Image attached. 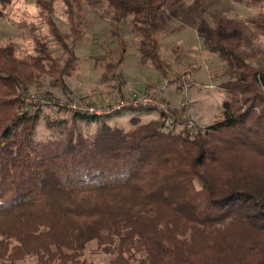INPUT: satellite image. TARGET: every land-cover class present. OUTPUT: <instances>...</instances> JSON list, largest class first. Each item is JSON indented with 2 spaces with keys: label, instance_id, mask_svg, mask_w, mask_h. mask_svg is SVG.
I'll use <instances>...</instances> for the list:
<instances>
[{
  "label": "trees",
  "instance_id": "trees-1",
  "mask_svg": "<svg viewBox=\"0 0 264 264\" xmlns=\"http://www.w3.org/2000/svg\"><path fill=\"white\" fill-rule=\"evenodd\" d=\"M61 1L67 34L55 25L51 5L36 3L65 55L62 63L44 44L29 60L0 47V264H87L90 243L111 257L109 264H264V65H252L256 55L213 22L205 49L225 65L219 88L226 98L221 118L204 131L193 138L164 133L160 117L143 124L131 118L128 131L100 122L84 135L72 119L37 142L41 108L19 114L20 95L38 76L64 86L62 78L77 67L73 45L88 4ZM175 1L102 0L120 41L104 79L119 77L120 25L128 18L140 64L166 72L157 27ZM9 2L0 0V17Z\"/></svg>",
  "mask_w": 264,
  "mask_h": 264
},
{
  "label": "rangeland",
  "instance_id": "rangeland-1",
  "mask_svg": "<svg viewBox=\"0 0 264 264\" xmlns=\"http://www.w3.org/2000/svg\"><path fill=\"white\" fill-rule=\"evenodd\" d=\"M40 1L51 5L55 25L67 34L69 28L62 1ZM36 2L37 0H10L3 8V15L0 17V47L10 46L17 59L29 60L38 55V43L44 44L51 57L62 63L65 55L50 35L45 17ZM167 15L168 20L165 23L159 22L157 27L158 46L161 59L167 65L166 72L163 74L150 62L140 64L139 39L131 31L128 18L120 25L125 52L122 64L116 65L115 72L119 73V77L110 75L104 79L102 74L106 64H115L120 55V41L113 33L109 10L102 0H88L82 13V34L73 45L77 65V73L73 72V79L63 77L64 86L53 87L47 76H38L20 95V99L32 100L30 106L34 108L31 111L41 108L34 140L44 142L51 139L57 122L63 120L72 123L74 119L75 126L84 135L93 134L100 122L128 131L132 128L131 118H138L142 124L157 120L159 115L157 119H153L155 114L152 115L150 110L135 109L87 123L60 110V107L37 103L44 99L51 103L64 100L102 109L123 100L130 90H134L130 87L132 85L135 92L148 84L154 85V92L150 87L137 93L149 94L162 101L165 99L159 96L160 89L166 87L168 92L175 91L179 95V102L172 106L180 109L181 116H192L194 109L199 110L193 107L200 108L199 112L207 118L203 127L221 118L219 110L220 107L222 109L221 103L226 95L219 85L225 79V65L219 57L205 49L207 27L217 22L223 35L241 41L243 52L256 55V59L251 61L252 65H264V33L258 27L264 26V3L237 5L231 0H176L167 9ZM121 72L132 85L126 84ZM75 81L78 83V92L72 87ZM123 89L126 92L122 94ZM182 89H186V96H183ZM201 100L203 102H198ZM85 260L87 264H109L111 257L97 252L95 243H90L86 248Z\"/></svg>",
  "mask_w": 264,
  "mask_h": 264
},
{
  "label": "built area",
  "instance_id": "built-area-1",
  "mask_svg": "<svg viewBox=\"0 0 264 264\" xmlns=\"http://www.w3.org/2000/svg\"><path fill=\"white\" fill-rule=\"evenodd\" d=\"M181 92L183 96L187 95L186 89H182ZM21 101L23 105L19 114H22L23 112H33L31 109L34 107L30 106L32 100L21 98ZM37 103H40L41 105L49 104L52 107H60L62 109H66L71 114L95 116L96 118L114 115L115 113L125 110H154L159 113V118L161 117L162 132L174 135H183L190 138L195 137L199 131H204L206 128L200 126L197 120L192 116H181L182 112L180 109L173 107L165 101L155 98L149 94L137 93L134 90H130L126 97L116 105L102 109L94 106L77 104L75 102H66L64 100L53 101L51 103L50 100L44 99L38 100Z\"/></svg>",
  "mask_w": 264,
  "mask_h": 264
},
{
  "label": "crops",
  "instance_id": "crops-1",
  "mask_svg": "<svg viewBox=\"0 0 264 264\" xmlns=\"http://www.w3.org/2000/svg\"><path fill=\"white\" fill-rule=\"evenodd\" d=\"M76 71V70H75ZM74 71V72H75ZM75 73H77V72H75ZM122 73V72H121ZM73 73H72V75L70 76V77H68V78H72L73 79ZM122 77L124 78V81L126 82V84H129V85H132V84H130L129 83V80L125 77V75L122 73ZM77 85H78V83L75 81L73 84H72V87H73V90L75 91L76 90V87H77ZM124 86H126V85H124ZM75 87V88H74ZM131 87V89H134L135 90V87L132 85V86H130ZM151 87V91H153L154 92V85H146V87L145 88H143V89H138L137 90V92H143L146 88H150ZM77 91V90H76ZM124 91L126 92V90L125 89H123V91H122V94L124 93ZM136 91V90H135ZM78 92V91H77ZM158 94H159V96L160 97H162V98H164L165 99V101H167L168 103H170L171 105L173 104V105H176V104H178V102H179V95L174 91H171V92H168V90H167V88L166 87H163L162 89H160L159 91H158ZM205 101V100H204ZM198 102H203V100H201V101H198ZM222 104V103H221ZM194 108H197V109H199V110H201L200 108H198V107H193V109ZM199 110H196V109H194L192 112V117L193 118H195L197 121H198V123H199V125L200 126H204L205 125V123H206V121H207V118H205L204 117V115L201 113V112H199ZM220 111H221V107H220V110H219V113H220ZM150 112L152 113V115H154L155 114V116H152V118L153 119H157V117H158V112H156V111H154V110H150ZM148 116H150V115H148Z\"/></svg>",
  "mask_w": 264,
  "mask_h": 264
}]
</instances>
